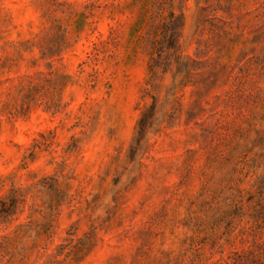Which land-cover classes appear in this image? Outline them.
I'll return each mask as SVG.
<instances>
[{
	"label": "rangeland",
	"instance_id": "obj_1",
	"mask_svg": "<svg viewBox=\"0 0 264 264\" xmlns=\"http://www.w3.org/2000/svg\"><path fill=\"white\" fill-rule=\"evenodd\" d=\"M0 264H264V0H0Z\"/></svg>",
	"mask_w": 264,
	"mask_h": 264
},
{
	"label": "trees",
	"instance_id": "obj_2",
	"mask_svg": "<svg viewBox=\"0 0 264 264\" xmlns=\"http://www.w3.org/2000/svg\"><path fill=\"white\" fill-rule=\"evenodd\" d=\"M164 30V44H161V48H159L160 52L165 51H171L172 54H176L178 50V35H179V26L174 22V19L170 18V20L167 22ZM158 55H161V53H157Z\"/></svg>",
	"mask_w": 264,
	"mask_h": 264
}]
</instances>
